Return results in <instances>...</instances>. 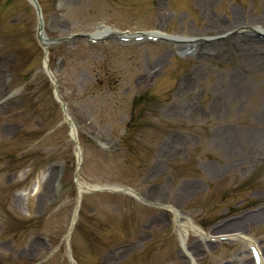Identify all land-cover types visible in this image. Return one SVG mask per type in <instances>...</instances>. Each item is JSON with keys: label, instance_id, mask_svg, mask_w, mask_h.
I'll return each instance as SVG.
<instances>
[{"label": "rangeland", "instance_id": "rangeland-1", "mask_svg": "<svg viewBox=\"0 0 264 264\" xmlns=\"http://www.w3.org/2000/svg\"><path fill=\"white\" fill-rule=\"evenodd\" d=\"M200 1L0 0V264H259L264 0Z\"/></svg>", "mask_w": 264, "mask_h": 264}, {"label": "bare ground", "instance_id": "bare-ground-1", "mask_svg": "<svg viewBox=\"0 0 264 264\" xmlns=\"http://www.w3.org/2000/svg\"><path fill=\"white\" fill-rule=\"evenodd\" d=\"M200 1V0H199ZM201 2V5L203 6L204 5V7L206 8V7H208L209 5H212L213 4V1H211V0H201L200 1ZM209 29H211V28H209ZM209 29H207V30H209ZM222 30V29H221ZM110 30H108L107 28H101L100 30H97L96 31V36L97 37H100V36H102L103 34H112V33H110L109 32ZM254 32H256V33H262V34H264V29L263 28H257V29H254L253 30ZM162 35L161 34H158V33H155V34H153V36L152 37H161ZM40 38H41V43H42V45L44 46V47H47L48 46V40H47V38L45 37V35L44 34H41L40 35ZM44 64H45V66H46V62H44ZM49 76H51L50 75V73H49ZM67 117V114L65 115V118ZM66 120H69V118L67 117L66 118ZM70 122V121H69ZM71 123V122H70ZM71 138L74 140L75 139V132H74V129H73V126H72V132H71ZM234 140L235 139H231V141H230V144L229 143H227V149L228 150H231L232 149V145H233V142H234ZM77 155L79 156V151L77 152ZM77 186H78V192H79V197H81V194L84 192V191H87V189H85V188H83L79 183L77 184ZM36 189L38 190V187L35 185V187L32 189V192L34 193V192H36ZM110 190L112 191V190H121V188H118V187H113V188H110ZM80 199V198H79ZM77 210L75 211V214H74V216H73V218H72V224H71V230H72V228H73V225H74V223H75V220H76V217H77ZM175 215H176V218L179 220V218H180V214L179 213H177V212H175ZM188 222H189V224H190V226H186V225H184L183 223H181L180 222V225H181V227L182 228H184V229H186V230H194V232L195 233H198V234H200L201 232L197 229V228H195V226L194 225H192V222L188 219L187 220ZM71 230H70V232L69 233H71ZM201 235V234H200ZM204 237H206V235H204ZM253 250H255V247L253 246ZM259 255V254H258ZM261 259H259V264H264V257L262 258V256H259Z\"/></svg>", "mask_w": 264, "mask_h": 264}, {"label": "water", "instance_id": "water-1", "mask_svg": "<svg viewBox=\"0 0 264 264\" xmlns=\"http://www.w3.org/2000/svg\"><path fill=\"white\" fill-rule=\"evenodd\" d=\"M31 1H32V4L34 5V7H35V9L37 11L38 17H39L40 24H39V28H38V39L41 41V38H40V35L42 33L41 9H40V6H39L37 0H31ZM81 37H86L87 39H91L92 38V36H84V35H81ZM51 80H54L53 77H51ZM55 94L57 96H59L58 91ZM58 101H61L60 97H59ZM69 121L71 122V120H69ZM70 122H69V125L71 124ZM74 144L78 147V144H77L76 141H74ZM123 191L124 192H131V194H134V193H132V191L130 189H124ZM135 196H137V195H135Z\"/></svg>", "mask_w": 264, "mask_h": 264}, {"label": "trees", "instance_id": "trees-1", "mask_svg": "<svg viewBox=\"0 0 264 264\" xmlns=\"http://www.w3.org/2000/svg\"><path fill=\"white\" fill-rule=\"evenodd\" d=\"M133 122H134V120H133ZM133 122L132 121L129 122V124H128L127 128H126V136H128L130 134V128L129 127L131 126V124Z\"/></svg>", "mask_w": 264, "mask_h": 264}]
</instances>
